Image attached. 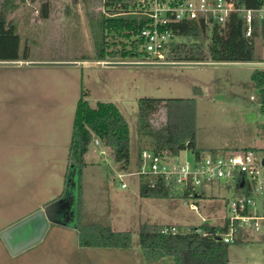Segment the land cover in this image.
Here are the masks:
<instances>
[{
  "label": "rangeland",
  "instance_id": "1",
  "mask_svg": "<svg viewBox=\"0 0 264 264\" xmlns=\"http://www.w3.org/2000/svg\"><path fill=\"white\" fill-rule=\"evenodd\" d=\"M107 1L0 0V20L12 25L21 39L17 60L21 64L0 65V229L64 200L51 210L52 220L48 219L42 238L18 254L10 251L13 258L35 250L31 253L38 252L41 260L48 256L54 264L75 259L84 262V255L75 254L73 259L69 248L78 244L73 226L79 200L76 170L66 183L73 121L82 92L92 107L100 101L120 104L131 133L127 170L102 141L100 146L95 139L91 143L82 171V222L130 231L133 250L142 251L141 223L174 225L182 232L194 226L220 225L231 215L227 200L239 195L235 187L215 182L207 195L198 199V208L187 203L180 184L169 187L168 197L141 196L143 179L136 173L139 152L152 149L153 138L140 128L139 99L195 97L199 146L207 152L256 148L259 157H264L262 98L252 77L260 67L173 65L170 63L185 62L174 61L170 55L151 60L143 55H107L102 61L98 52L104 36L107 51L122 49L124 40L108 29L103 32V18L113 14ZM45 4L48 17L43 14ZM202 39L205 44L210 41L209 36ZM250 63H264L261 38L255 39V61ZM166 117L161 103L150 116L152 126H163ZM179 158L193 161L194 155L185 149ZM43 222L36 217L23 230L32 234ZM1 233L0 241L5 242ZM253 236V241L230 244L229 264H264V230L262 239ZM98 254L102 257H96L94 264L114 262L104 252ZM141 259H145L142 252L139 264Z\"/></svg>",
  "mask_w": 264,
  "mask_h": 264
},
{
  "label": "trees",
  "instance_id": "2",
  "mask_svg": "<svg viewBox=\"0 0 264 264\" xmlns=\"http://www.w3.org/2000/svg\"><path fill=\"white\" fill-rule=\"evenodd\" d=\"M237 1L240 5L251 8H257L261 4L260 0ZM106 5H108V10L113 11V14L103 18L101 25L103 32L108 29L122 37L124 39L122 40L123 48L107 51L104 36L98 52L99 59L104 61L107 55L144 56L145 54L138 52L136 47L132 52L127 51L126 40L131 37V30L136 31L142 26L139 17L131 14L115 15L128 11L130 0H108ZM43 14L44 17H48L47 4L44 5ZM174 28L179 35L185 37V41L173 46L174 53L170 56L174 57V61L253 62L255 61V39L259 36V28L262 29L264 38V21L261 23L256 21L254 37L247 38L245 20L236 13L231 16L226 28L218 25L214 27L208 44H205L202 39L206 36L204 27L184 22L177 24ZM188 37L192 40L187 41ZM20 42V35L15 28L7 25L4 20H0V60H18ZM252 77L260 88L263 107L264 68L255 69ZM194 90L196 93L200 92L197 87ZM85 94L82 92L75 111L66 173V183L70 179L71 171L76 170L78 177L79 200L73 226L76 227L78 243L82 247L130 248L133 242L130 231H117L111 226L82 222L80 193L82 171L86 166L85 156L93 140L98 138L110 148L122 169L127 170L131 163L130 127L126 117L113 102L100 101L96 107H92L85 99ZM161 103L165 105L166 123L159 128H154L150 116L159 109ZM139 109L140 128L142 132L152 136V150L155 152L178 156L182 150L189 149L197 157L207 152L199 148L196 143L195 97H145L139 99ZM210 151L217 152L216 149H210ZM140 194L143 197H168L169 187L162 180H158L155 185L142 182ZM227 225L226 218L225 222L220 225L194 226L186 232H163L162 229L167 225L144 222L140 224L139 229L141 250L147 259L168 258L174 264H229L230 244H242L247 241L241 240L240 237L234 243L220 240L219 234L226 231ZM199 228L202 231H198Z\"/></svg>",
  "mask_w": 264,
  "mask_h": 264
},
{
  "label": "built area",
  "instance_id": "3",
  "mask_svg": "<svg viewBox=\"0 0 264 264\" xmlns=\"http://www.w3.org/2000/svg\"><path fill=\"white\" fill-rule=\"evenodd\" d=\"M260 2L259 7L251 8L240 5L237 0H131L128 11L115 15H137L142 22L138 30H131L132 35L126 40L127 51L132 52L136 47L145 57L160 59L174 53L173 46L185 41V37L174 28L184 22L204 27L206 37L211 39L214 27L218 25L226 28L231 16L236 13L245 20L246 37L253 38L255 22L264 21V0ZM257 38L264 41L261 28ZM190 40L188 37L187 41ZM262 111L264 118V106ZM99 142L96 140V143ZM139 157L136 173L144 183L155 185L158 180H162L168 187L172 184L182 185L187 203L193 208H198V199L207 195V190L215 182L235 187L239 195L235 200H227L231 215L227 217V229L219 234V239L234 243L240 237L250 242L254 240L255 234L262 239L264 157H259L256 148L209 151L200 157L194 155L193 161L144 148L140 150ZM126 186L122 184V187ZM197 230L202 231L200 228ZM162 231L177 232L178 229L174 225H167Z\"/></svg>",
  "mask_w": 264,
  "mask_h": 264
},
{
  "label": "crops",
  "instance_id": "4",
  "mask_svg": "<svg viewBox=\"0 0 264 264\" xmlns=\"http://www.w3.org/2000/svg\"><path fill=\"white\" fill-rule=\"evenodd\" d=\"M116 105L121 110L120 104H116ZM121 112L123 111L121 110ZM96 140H99V139L95 138V141ZM101 144L102 143L100 140V142L96 145L100 146ZM197 146L199 148H202L198 144ZM130 148H131V141H130ZM139 155H140V152H139ZM139 164H140V160H139ZM164 225H167V224H164ZM4 229H6V227L1 228L0 231H3ZM69 248L74 253L73 259L75 257V254H76V257L78 256L80 257L81 255H84L85 259H84V262L78 259L71 260L67 262L68 264H94L95 260H97L95 259L96 257H99V258L102 257V255L98 254L99 252L100 253L104 252L105 257L111 256L114 261L112 262V264H139V254H141L142 252V251H137L136 249L133 250L132 247L130 248H95V247H82L79 245V243L78 244L76 243V245H71ZM31 252H36V251L35 250L25 251L22 253V255L20 256L18 255L19 257L17 256L13 258L7 244L5 242H2L1 240L0 241V264H54L52 260L50 259V257L46 256L47 257L46 259L41 260L40 259L41 255L38 252L36 253V255ZM27 257H36V259L27 260ZM144 258H145L144 260L143 259L140 260V264H174L173 261L168 258H163V259H158V260H150V259H147L145 256ZM67 263L65 262V264Z\"/></svg>",
  "mask_w": 264,
  "mask_h": 264
},
{
  "label": "water",
  "instance_id": "5",
  "mask_svg": "<svg viewBox=\"0 0 264 264\" xmlns=\"http://www.w3.org/2000/svg\"><path fill=\"white\" fill-rule=\"evenodd\" d=\"M20 61L17 60H0V65H19ZM30 64H43V63H34L30 62ZM105 64H128L124 62H105ZM138 64H166V63H138ZM169 64V63H167ZM173 65H235V66H253V67H264V63L254 64L250 62H209V63H170ZM64 200H59L56 203L50 204L46 207L45 210H40L31 217H28L19 223L12 225L9 228H6L2 231L1 235L4 241L6 242L9 250L13 254H18L19 252L29 248L33 244L37 243L43 236L45 230L48 227V219L52 220L51 210L55 209L59 206ZM40 217L44 219L43 224H41L40 228L35 229L32 234L26 235L24 232V227L27 223H29L32 219Z\"/></svg>",
  "mask_w": 264,
  "mask_h": 264
}]
</instances>
